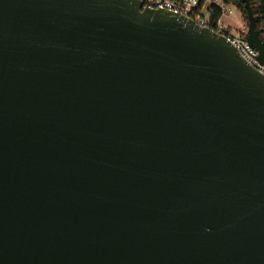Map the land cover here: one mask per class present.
<instances>
[{
    "label": "water",
    "instance_id": "water-1",
    "mask_svg": "<svg viewBox=\"0 0 264 264\" xmlns=\"http://www.w3.org/2000/svg\"><path fill=\"white\" fill-rule=\"evenodd\" d=\"M0 264H264V73L141 0H0Z\"/></svg>",
    "mask_w": 264,
    "mask_h": 264
},
{
    "label": "built area",
    "instance_id": "built-area-1",
    "mask_svg": "<svg viewBox=\"0 0 264 264\" xmlns=\"http://www.w3.org/2000/svg\"><path fill=\"white\" fill-rule=\"evenodd\" d=\"M143 7L164 9L175 12L195 21L199 26L208 28L229 39L241 56L251 65L264 73V65L258 60V52L247 40L248 23L234 30L225 22L234 12L235 5L226 0H141Z\"/></svg>",
    "mask_w": 264,
    "mask_h": 264
},
{
    "label": "trees",
    "instance_id": "trees-1",
    "mask_svg": "<svg viewBox=\"0 0 264 264\" xmlns=\"http://www.w3.org/2000/svg\"><path fill=\"white\" fill-rule=\"evenodd\" d=\"M228 3L235 5L242 13L243 18L247 21L248 11L244 0H226ZM255 16L258 19L259 29L264 37V0H250Z\"/></svg>",
    "mask_w": 264,
    "mask_h": 264
},
{
    "label": "rangeland",
    "instance_id": "rangeland-1",
    "mask_svg": "<svg viewBox=\"0 0 264 264\" xmlns=\"http://www.w3.org/2000/svg\"><path fill=\"white\" fill-rule=\"evenodd\" d=\"M225 22L231 25L234 30L241 28L245 22L248 23V21H245L241 11L237 7H235L232 16L230 18L225 19Z\"/></svg>",
    "mask_w": 264,
    "mask_h": 264
}]
</instances>
